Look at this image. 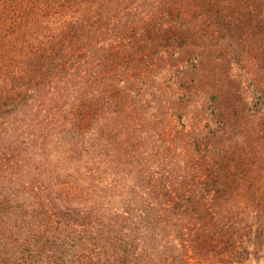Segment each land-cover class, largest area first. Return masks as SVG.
<instances>
[{"label": "trees", "instance_id": "16d2710c", "mask_svg": "<svg viewBox=\"0 0 264 264\" xmlns=\"http://www.w3.org/2000/svg\"><path fill=\"white\" fill-rule=\"evenodd\" d=\"M257 5L0 0V264L264 257V88L250 105L226 90L223 57L178 71L211 64L229 10L261 19ZM190 15H215L219 42Z\"/></svg>", "mask_w": 264, "mask_h": 264}, {"label": "rangeland", "instance_id": "374dc122", "mask_svg": "<svg viewBox=\"0 0 264 264\" xmlns=\"http://www.w3.org/2000/svg\"><path fill=\"white\" fill-rule=\"evenodd\" d=\"M256 1L258 2L257 7L261 19L254 20V18H251L248 15L240 16L237 12L229 10L231 15L227 17L225 25H228L230 29L226 31L224 35L225 44L222 49L215 48L216 50L211 52L212 63H206V65L202 67V65H199L198 62L194 61L181 62L178 64V71L180 73L182 72L183 75L181 74L180 76L187 78L188 81L191 80L193 74L204 76L210 71L212 72L213 66L218 64L217 58L223 57L227 61V64L224 66L226 80L223 84L225 89L232 90L233 88H238L244 103H247L248 105L261 103V100L258 99L259 93L257 91L264 88V63L260 66L256 58L264 56V48L263 51L261 50L262 47H264V41L257 42L256 40H264V2H260V0ZM187 19L192 25L196 26V37L202 38L203 42H219L216 40V37H218V33L216 32L217 29L214 28L216 27L215 15L211 16V18H207L205 15L192 18L190 15ZM205 21H209V27L211 28L203 27L208 26L203 25ZM218 22L222 23L220 21ZM257 22H260L261 24L258 23L257 25ZM235 26L240 30L239 34H241L242 38L239 48H236L233 41L235 38ZM215 44L220 46L219 43ZM211 56L208 60H210ZM174 72L175 69L169 71L170 75H173ZM180 87L179 83H177V85L174 83L171 86L170 93L172 94L173 91H176L177 94ZM203 90H207L206 85L203 86ZM209 104V101H203V99L197 100L196 102L198 107H201L202 105L209 106ZM190 115L193 117L192 112ZM208 115L209 111L204 110V119L200 117L196 119L194 123L199 122L197 124L202 128L209 120ZM187 130H191V128H187ZM252 264H264V257Z\"/></svg>", "mask_w": 264, "mask_h": 264}]
</instances>
